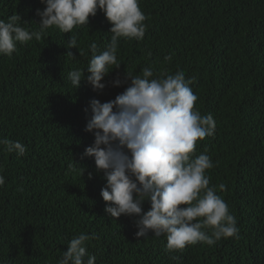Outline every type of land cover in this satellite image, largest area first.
<instances>
[{
	"label": "trees",
	"instance_id": "16d2710c",
	"mask_svg": "<svg viewBox=\"0 0 264 264\" xmlns=\"http://www.w3.org/2000/svg\"><path fill=\"white\" fill-rule=\"evenodd\" d=\"M139 6L145 35L120 38V67L100 92L86 79L74 89L68 78L76 69L88 75L91 42L99 53L111 41V24L99 9L88 25L70 33L49 28L40 40L18 43L11 57L0 55V140L26 146L19 156L0 144V264H58L81 233L94 237L86 247L95 264H264V0H140ZM44 7L40 0H0V20L19 15V26L39 31L36 12ZM70 36L77 48L67 47ZM145 67L153 78L178 70L194 78L195 108L216 123L195 155L211 158L206 175L236 217L238 238L169 253L166 236L135 235L138 217L105 212L106 180L94 158L83 155L94 143L85 131L90 101L113 100L129 85L111 82ZM74 163L76 172L69 169ZM142 209H150L148 200Z\"/></svg>",
	"mask_w": 264,
	"mask_h": 264
},
{
	"label": "clouds",
	"instance_id": "9594fccd",
	"mask_svg": "<svg viewBox=\"0 0 264 264\" xmlns=\"http://www.w3.org/2000/svg\"><path fill=\"white\" fill-rule=\"evenodd\" d=\"M45 5L37 10L39 31L19 26V15L8 22L0 20V55L11 57L17 44L40 40L49 28L70 33L88 25L89 17L101 10L111 24L112 33L107 49L98 53L95 41L89 44L92 53L85 70L68 73L74 89L82 80L100 92L106 87L104 78L119 68L117 49L120 38L142 40L146 32V15L140 0H40ZM68 48H77V39L70 36ZM71 56V53L67 54ZM170 60L171 57H165ZM151 67L141 74L125 73L124 80L114 79L112 86L128 83L113 100L90 101L91 118L85 131L93 132L94 143L85 148L84 156L93 157L97 171L102 172L106 185L100 195L107 202L105 212L112 218L121 215L138 217L137 237L166 236V250L182 252L187 246L217 244L221 239L238 238L237 219L216 186H210L206 172L214 167L211 158L195 155L196 144L215 134L212 115H202L195 108L198 99L183 70L166 72L156 78ZM9 153L23 156L26 146L19 141L0 140ZM69 165V169H77ZM81 177L84 168L78 170ZM91 178V173L89 174ZM5 178L0 175V186ZM220 191H226L224 183ZM145 200L150 209L143 211ZM211 230V234L207 231ZM94 238L81 233L73 237L58 264H95L96 256L87 251L86 241ZM85 257L87 260L85 261Z\"/></svg>",
	"mask_w": 264,
	"mask_h": 264
}]
</instances>
